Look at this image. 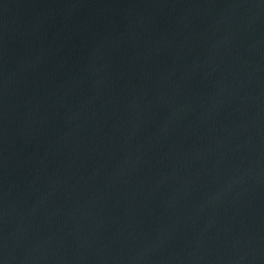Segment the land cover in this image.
<instances>
[{
	"label": "water",
	"instance_id": "1",
	"mask_svg": "<svg viewBox=\"0 0 264 264\" xmlns=\"http://www.w3.org/2000/svg\"><path fill=\"white\" fill-rule=\"evenodd\" d=\"M0 264H264V0H0Z\"/></svg>",
	"mask_w": 264,
	"mask_h": 264
}]
</instances>
